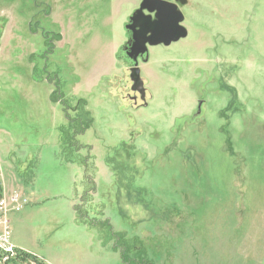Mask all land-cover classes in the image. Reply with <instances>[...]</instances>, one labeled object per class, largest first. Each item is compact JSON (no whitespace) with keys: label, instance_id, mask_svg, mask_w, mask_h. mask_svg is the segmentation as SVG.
<instances>
[{"label":"rangeland","instance_id":"1","mask_svg":"<svg viewBox=\"0 0 264 264\" xmlns=\"http://www.w3.org/2000/svg\"><path fill=\"white\" fill-rule=\"evenodd\" d=\"M141 1L0 0V195L28 199L8 243L44 264H264V0L177 2L187 36L138 57L142 98Z\"/></svg>","mask_w":264,"mask_h":264},{"label":"water","instance_id":"2","mask_svg":"<svg viewBox=\"0 0 264 264\" xmlns=\"http://www.w3.org/2000/svg\"><path fill=\"white\" fill-rule=\"evenodd\" d=\"M185 1L142 0L139 7L129 16V22L125 28L130 31L142 16L151 19L147 23V29H139L132 34V41L125 53L133 62L130 72V79L133 82L132 90H138L141 96H143L144 91L142 80L139 77L140 70L137 66V59L143 56L147 58V46L160 44L168 46L172 42L187 36V29L182 25L184 15L177 4L178 2L183 5ZM144 11H147L148 15H145Z\"/></svg>","mask_w":264,"mask_h":264},{"label":"trees","instance_id":"3","mask_svg":"<svg viewBox=\"0 0 264 264\" xmlns=\"http://www.w3.org/2000/svg\"><path fill=\"white\" fill-rule=\"evenodd\" d=\"M232 94H231V99L229 101V104L232 102V99L234 96ZM84 104H85V102L83 100H80L77 104L78 109H79L80 105L84 106ZM229 104L225 107V109H224L225 111L228 110ZM77 107H76V109H77ZM86 114L88 115L87 112H86ZM76 119H74V120H76ZM91 122H92V119L89 117L88 123L84 124L83 127L81 128V130H84L83 128H88L91 125ZM227 143H228V140H227ZM106 163L110 167H112V170L115 172V174L119 173V171L121 170L120 169L121 167L118 164H114L110 160H107ZM121 182H122V179H119L118 185H120ZM126 185H127L126 191H127L128 197L131 196V199L135 200L137 202L142 201L143 190L140 189L139 187H135L133 185L131 179H129V181L126 183ZM26 262H28L29 264H31L32 262L34 264H44V262H42L41 260H38V258L35 255H31L25 251L15 250L12 252H5V248L0 247V264H23Z\"/></svg>","mask_w":264,"mask_h":264},{"label":"built area","instance_id":"4","mask_svg":"<svg viewBox=\"0 0 264 264\" xmlns=\"http://www.w3.org/2000/svg\"><path fill=\"white\" fill-rule=\"evenodd\" d=\"M28 199L23 198L22 195L14 193L9 197H3L0 195V227L2 228V236L0 242L5 244V252H12L13 247L8 243L9 241V220L4 219L10 211H20L27 205ZM7 205V206H6ZM6 206V207H5Z\"/></svg>","mask_w":264,"mask_h":264},{"label":"flooded vegetation","instance_id":"5","mask_svg":"<svg viewBox=\"0 0 264 264\" xmlns=\"http://www.w3.org/2000/svg\"><path fill=\"white\" fill-rule=\"evenodd\" d=\"M144 13H145V15H148V12L147 11H144ZM129 19V18H128ZM151 19H148V18H146V17H144V16H142V18L140 19V21L139 22H137L134 26H133V29H132V31H128L129 32V44H130V42L132 41V34L133 33H135V32H137V30H139V29H147V23L150 21ZM147 47H149V46H147ZM128 48V47H127ZM127 50V49H126ZM125 53H126V51H125ZM143 57H145V56H143ZM143 57H141V60H143L144 61V58ZM133 64V63H132ZM142 97H144V96H141V98ZM144 100V99H143ZM199 109V108H198Z\"/></svg>","mask_w":264,"mask_h":264},{"label":"crops","instance_id":"6","mask_svg":"<svg viewBox=\"0 0 264 264\" xmlns=\"http://www.w3.org/2000/svg\"><path fill=\"white\" fill-rule=\"evenodd\" d=\"M154 46H156V45H154ZM149 47H151V46H149ZM149 47H148V48H149ZM147 54H148V52H147ZM146 67H147V65H146V66H145V65L143 66V69L140 71L141 75H143V71L145 72V71H148V70H149L152 74H155V72H154L152 69H150V68L147 69ZM104 71H105V70L100 71V74H103V75H104ZM100 80H101V79H100ZM100 80H99V81H100ZM147 99H149V97H148ZM149 100H150V99H149ZM145 103H146V102H145ZM146 105H147V104H146Z\"/></svg>","mask_w":264,"mask_h":264},{"label":"bare ground","instance_id":"7","mask_svg":"<svg viewBox=\"0 0 264 264\" xmlns=\"http://www.w3.org/2000/svg\"><path fill=\"white\" fill-rule=\"evenodd\" d=\"M0 247L5 248L4 242L3 243L0 242Z\"/></svg>","mask_w":264,"mask_h":264}]
</instances>
